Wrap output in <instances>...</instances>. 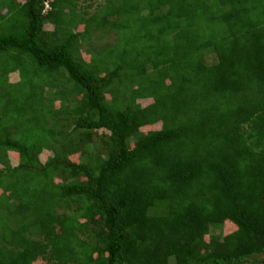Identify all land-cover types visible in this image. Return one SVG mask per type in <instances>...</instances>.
Returning a JSON list of instances; mask_svg holds the SVG:
<instances>
[{"label":"trees","instance_id":"trees-1","mask_svg":"<svg viewBox=\"0 0 264 264\" xmlns=\"http://www.w3.org/2000/svg\"><path fill=\"white\" fill-rule=\"evenodd\" d=\"M0 264H264V0H0Z\"/></svg>","mask_w":264,"mask_h":264},{"label":"rangeland","instance_id":"rangeland-1","mask_svg":"<svg viewBox=\"0 0 264 264\" xmlns=\"http://www.w3.org/2000/svg\"><path fill=\"white\" fill-rule=\"evenodd\" d=\"M24 0H21V2H23ZM105 0H79V5L80 8H84V9H88L90 10V12H94V10L96 9L97 6L101 5V3H104ZM91 6V7H88ZM2 13H6V11L4 10V12ZM47 29H52V26L50 24L46 25ZM116 36H114L112 33H104L99 39L96 38V36H94L93 39H91V42L95 45H97L98 47H101L102 45L108 44L109 42H113L115 41ZM89 49L90 46L88 44H85V46H82V53L84 58H86L87 60L90 58V54H89ZM208 61L209 63H213L215 61V57L213 55H211L210 57H208ZM10 79L11 81H16L18 80V75L17 73H13L10 75ZM139 102L143 105H147L148 103L151 102V100H139ZM156 128H161V124L158 123L156 124ZM150 127H144L142 128L143 131H147L149 130ZM44 154L41 155V158H44ZM219 231V230H218Z\"/></svg>","mask_w":264,"mask_h":264}]
</instances>
